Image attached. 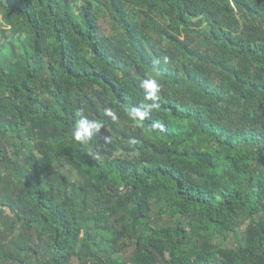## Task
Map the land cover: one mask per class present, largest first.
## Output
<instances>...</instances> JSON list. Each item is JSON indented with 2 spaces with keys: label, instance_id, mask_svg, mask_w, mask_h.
<instances>
[{
  "label": "trees",
  "instance_id": "obj_1",
  "mask_svg": "<svg viewBox=\"0 0 264 264\" xmlns=\"http://www.w3.org/2000/svg\"><path fill=\"white\" fill-rule=\"evenodd\" d=\"M0 35V264H264V0H0Z\"/></svg>",
  "mask_w": 264,
  "mask_h": 264
},
{
  "label": "clouds",
  "instance_id": "obj_2",
  "mask_svg": "<svg viewBox=\"0 0 264 264\" xmlns=\"http://www.w3.org/2000/svg\"><path fill=\"white\" fill-rule=\"evenodd\" d=\"M144 101L138 105H132L128 108L127 114L131 121L139 124L145 121L151 113L161 107V84L155 78H146L141 85ZM105 114L115 118L114 113L105 109ZM79 118L76 119L71 129V139L78 145H88L93 138H98L100 130L104 124L98 119L89 118L85 115L83 108L78 109ZM107 136L104 141H107ZM95 158V157H93Z\"/></svg>",
  "mask_w": 264,
  "mask_h": 264
},
{
  "label": "rangeland",
  "instance_id": "obj_3",
  "mask_svg": "<svg viewBox=\"0 0 264 264\" xmlns=\"http://www.w3.org/2000/svg\"><path fill=\"white\" fill-rule=\"evenodd\" d=\"M8 29V28H7ZM102 34L103 35H105V34H107L108 33V31H109V26L106 24V23H104L103 22V25H102ZM1 39H2V37H1V35H0V41H1ZM74 176V173L73 174H71V177H73Z\"/></svg>",
  "mask_w": 264,
  "mask_h": 264
}]
</instances>
